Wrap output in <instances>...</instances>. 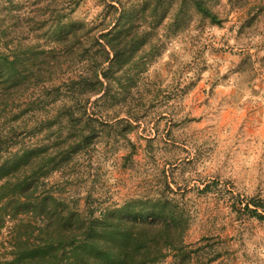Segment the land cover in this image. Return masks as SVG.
Returning <instances> with one entry per match:
<instances>
[{"label":"rangeland","instance_id":"374dc122","mask_svg":"<svg viewBox=\"0 0 264 264\" xmlns=\"http://www.w3.org/2000/svg\"><path fill=\"white\" fill-rule=\"evenodd\" d=\"M180 4L0 0V53L30 58L17 97L3 101L0 133L9 137L0 156L40 147L60 158L91 133V145L44 179L40 192L85 215L132 200L162 207L178 217L192 254L186 264H264V220L242 208L250 201L264 210L255 205L264 204V0H209L221 25ZM121 13L133 17L113 31L126 57L99 98L95 82L79 89L72 79L96 66L94 37ZM59 25H77V38L58 42ZM65 105L73 122L60 112ZM22 218L0 229V264L13 258ZM169 254L161 264H175Z\"/></svg>","mask_w":264,"mask_h":264},{"label":"trees","instance_id":"16d2710c","mask_svg":"<svg viewBox=\"0 0 264 264\" xmlns=\"http://www.w3.org/2000/svg\"><path fill=\"white\" fill-rule=\"evenodd\" d=\"M208 1L181 0L180 5L189 4L213 24L221 25L222 19ZM125 14L121 13L111 30L94 37L95 47H98L95 54H100L101 58L89 54L96 66L85 75L72 79L79 89L84 88V81L87 85L95 82V95L102 93L99 98L109 95L111 84L104 87L106 82L111 83L109 74L126 57L121 38L113 33L118 27L131 26L133 17L129 19L130 16ZM77 28V25L57 26L58 42H72L78 36ZM28 62L30 58L18 53L11 57L0 53V111H4L8 100L17 97L15 91L27 79L25 63ZM91 99L88 97L87 101ZM72 107L65 105V111L60 109L70 122L75 118ZM8 137L7 132L0 133V153ZM92 141L91 133L82 134V139L60 158L40 147H25L12 160L0 156V229L8 218H29H22L15 225L14 252L9 264H161L170 251L175 253V264L188 263L192 254L180 239L178 217L167 218L162 207H144L141 200H132L121 207L106 209L100 215H85L51 192H40L44 179L70 161L73 153L90 146ZM251 204L244 201L242 208L264 220V210L253 209ZM255 205L264 207L263 203Z\"/></svg>","mask_w":264,"mask_h":264}]
</instances>
